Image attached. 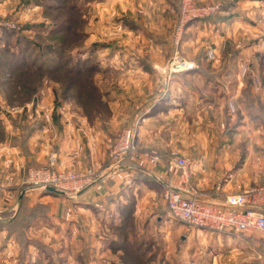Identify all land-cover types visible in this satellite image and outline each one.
Listing matches in <instances>:
<instances>
[{
  "label": "crops",
  "instance_id": "crops-1",
  "mask_svg": "<svg viewBox=\"0 0 264 264\" xmlns=\"http://www.w3.org/2000/svg\"><path fill=\"white\" fill-rule=\"evenodd\" d=\"M9 1L0 0V8ZM178 1L91 0L90 47L99 44L94 56L99 65L98 81L112 110L110 126L102 128L100 122L90 123L82 117L76 125L61 123L53 133H46L48 127H41L28 137L31 156L24 155L18 146L0 143V149L6 154L16 153L11 156L16 167L25 159L45 163L53 143L57 170L92 163L101 171L107 159L101 138L113 137L112 145L124 116L127 115L130 122L129 116L138 114L136 130L140 150L145 155L159 154L163 158L160 163L153 165L145 158L143 161L128 158L119 169L109 171L108 168L103 178L75 194L44 191L36 194L38 201L51 202L50 213L56 215L59 235L80 238L75 245L82 243V237L86 240L90 236L92 241L104 243L106 251H111L117 238L114 229L122 224V214L128 208L133 220L126 224V230L137 227L133 236L138 240H146L148 228L162 226L164 221L159 213L168 212L162 196V180L177 177L179 173L170 159L173 150L191 158L190 184L206 196L222 199L264 184V89L251 101L247 96L242 99L237 95L242 84L236 94L228 87V83L238 82L241 63L233 70L222 59H202L196 55L201 49L198 41L206 35V40L215 44L220 55L222 35L224 32L229 35L232 26L227 30V23L206 18L189 22L182 46L184 43L194 45L193 53L187 56L191 60L195 58L198 66L167 78L155 70L172 49L170 38ZM219 29L221 32L217 33ZM228 68L236 77L229 75ZM229 100L235 101L236 113L230 112ZM60 111L67 115L65 110ZM237 113L238 121H234ZM210 117L218 118L221 123L224 117L226 125L234 126L229 137L196 141L195 124L211 122ZM35 139L43 141L38 145L39 142H33ZM17 174L15 170L8 176L17 178ZM5 204L0 199V222L6 221V215L12 211ZM199 230L201 234L191 232L193 237H187V246L193 249L191 264L199 261L200 264H264V238L260 235Z\"/></svg>",
  "mask_w": 264,
  "mask_h": 264
},
{
  "label": "rangeland",
  "instance_id": "rangeland-1",
  "mask_svg": "<svg viewBox=\"0 0 264 264\" xmlns=\"http://www.w3.org/2000/svg\"><path fill=\"white\" fill-rule=\"evenodd\" d=\"M27 1L10 0L5 6L1 7L3 10L0 11V19L4 21L10 20L18 27L12 28L15 31L11 35H6L3 29L0 31V36L3 38L2 40H5L6 46L4 49L0 47V82L1 77L10 75L9 70L4 67L3 62L15 58L19 49H26L30 42L27 41L28 39L34 43L41 44L58 41L57 37H48L43 32L46 25L65 19L62 11H47L46 13L41 4H37L36 7H28L31 4H36L34 3L35 0H30L31 3ZM196 1L198 3L215 2L219 4V9L215 14L203 18L211 22L227 23V30L230 28L229 26H232L229 35H226L225 32L224 34L222 33L224 39L219 44L220 55L214 48L215 44L212 41L206 40L208 38L207 35L204 38L200 37L198 43L201 45V49L196 52V55L202 59H222L223 62L229 63L228 65L233 70L234 66H238V62L241 63L237 77L228 68L229 75L236 77L239 82L228 83V87L232 94H236L238 93V86L242 84L241 91L237 95L242 99H246L245 96H247L251 101L252 97L258 96V92L264 89V0ZM90 2L91 0H80V15L76 11L69 12L68 14L73 18L69 23L73 25L74 29H83L86 32V36L82 41L80 39L75 41L74 37L67 40L68 44L72 42L71 46L76 45L72 48L73 50L75 49V55L86 56L91 49L89 31L92 28V12ZM177 14L178 8L176 10V19ZM188 24L184 30L187 29ZM175 26L176 22L174 31ZM174 31L170 38L172 49L162 65H158L155 69L158 73L166 76V78L168 75L175 74L160 70V68L166 67L174 56L176 48ZM219 31L221 32L219 29L217 33H220ZM184 34L185 31L179 40L177 50L179 55L189 59L187 54L193 53L194 45L184 43V46H182ZM203 42H205L204 47L202 46ZM211 49L216 51L214 59L208 57V52ZM22 53L29 59L37 57L43 59L47 54L41 50L36 52L33 50V47H29V50H24ZM192 60L197 64L195 58ZM244 63L247 64V70L242 75L240 70ZM98 73L97 71L94 74V79L99 89L100 97L96 93H90L92 90L90 91L86 81L90 80L91 77H83L80 81L76 80L84 88L80 89L75 84L73 89L68 90V87L64 84L63 76L58 77L56 73L42 76L39 75V72L25 71L16 75L15 80L25 81L27 89L14 85H7L5 87H1L0 85V143H4L5 145L13 144L18 146L19 150L24 152V155L26 153L30 155L29 141L28 138H24V135H27L30 131L31 135L36 129L38 130L41 127H48L46 133H53L52 130H55V127L59 129L61 123H80L82 117H85L90 123L94 121L100 122L99 126L102 128H106L107 125L110 126L109 122L112 117V110L109 99L105 97L103 88L99 84ZM256 76L259 79V83H256ZM79 93H85V99ZM239 97H237V100ZM61 109L65 110L67 115H63V111H60ZM129 117L130 122L127 120L128 116H124L125 120L120 125V130L126 124L135 123V121L139 120L138 114ZM223 119L221 123L220 120L218 121V118L215 120L210 117L211 122L206 121V123L199 122L195 124V140L213 141L224 137L228 138L234 126L226 125L225 118L223 117ZM233 120L238 121V113L235 114ZM119 129L114 134V138L120 132ZM83 138L85 141H88L85 136ZM35 140L33 142H39L38 145L43 141L42 139H38L39 141ZM112 142L113 137L111 139L104 137V139L101 138L100 140V144L106 149L107 159L103 163L104 168L108 164V152ZM53 149L54 145L51 143V149H49L48 153V155L50 154L49 160L47 159L45 163L29 162L25 159L23 163H17L18 167L15 166L16 164H14L11 157L16 155V153L10 152L6 154L4 149H0V199L7 203L12 210L5 217L7 220L4 222L8 224L0 222V264H191L190 262L193 260V251L191 250L193 249L187 246V237H193L190 235L191 232L192 234H201V230L198 228L187 229L180 221L174 220L168 215V212L166 214L161 211L159 215L164 221L162 226L158 225L157 228H148L146 240L141 239V241L145 240L144 250L140 252L144 256V259L135 257L137 253L136 250L131 249L132 247H129L128 250L127 247L125 250L119 249V246H122L125 240H128L129 244H133L132 242L135 240L133 233L137 230V227H131L129 230L115 228L116 245L111 247V251H106L107 248L104 243L95 242L94 239L92 241L90 236H87L86 240H84L85 237H82V243L79 242L75 245V241L80 238H75L74 235H59V223L55 217L56 215L50 213L53 209L51 202L38 201L35 198L37 192L41 194L40 192L43 191L30 190L21 193L25 186L27 169L29 167L49 166L48 162H50L51 156L56 155ZM178 152L181 154L180 151ZM7 156H9L8 160H6ZM88 167H93L96 171H100L92 163L79 168L72 166L68 169L77 168L85 170ZM15 170L18 171L17 178L8 176L10 172ZM19 195H21V198L18 199ZM54 204H57L56 201ZM250 233L264 238V233L262 232L253 231ZM107 243L109 245V242ZM133 245L135 246V244ZM199 262L198 264H200Z\"/></svg>",
  "mask_w": 264,
  "mask_h": 264
},
{
  "label": "built area",
  "instance_id": "built-area-1",
  "mask_svg": "<svg viewBox=\"0 0 264 264\" xmlns=\"http://www.w3.org/2000/svg\"><path fill=\"white\" fill-rule=\"evenodd\" d=\"M218 9L219 4L215 2L198 3L196 0H179L174 31L176 37L174 56L170 63L160 70L180 73L196 68L197 65L193 60L179 55L177 45L189 22L213 15ZM17 27L10 20L0 19V31L4 28ZM215 56L216 51L209 50L208 57L214 59ZM246 70L247 64L244 63L240 73L243 75ZM255 80L256 83H259L257 76ZM228 106L230 112H236L234 100H229ZM137 125L138 121H135V123H128L122 127L109 149L108 164L103 170L96 171L93 167H88L85 170L76 168L57 170L54 167L57 157L52 155L49 166L27 169L25 186L21 193L30 190L45 191L48 187H54L65 194L68 192L75 194L78 190L103 178L108 168L109 171L119 169L128 158L139 161H143L145 158L148 163L153 165L160 163L163 158L159 154L145 155L141 152L137 141ZM170 159L179 173L177 177L168 176L162 180V196L168 214L174 220L180 221L190 230L198 228L218 234L249 231L264 233V184L228 194L222 199L206 196L190 184L191 158L173 150L170 152Z\"/></svg>",
  "mask_w": 264,
  "mask_h": 264
},
{
  "label": "trees",
  "instance_id": "trees-1",
  "mask_svg": "<svg viewBox=\"0 0 264 264\" xmlns=\"http://www.w3.org/2000/svg\"><path fill=\"white\" fill-rule=\"evenodd\" d=\"M81 1H90V0H81ZM34 3L41 4L44 11L47 13V11H62L63 17L65 16V19L62 21L54 22V24L46 25V28L43 33H46L48 37H57L58 41L55 43H34L31 40L26 47V49H19L17 52V55H15V58H12V60L4 61L3 65L8 72H10V75L1 77L0 85L1 87H5L7 85H14L16 87L20 88H26L27 89V83L23 80H15V76L19 73L23 72H39V75H50L55 74L58 77L63 76L64 77V84H66V87L69 89H73L75 87V84H77V87L82 89L83 86H80L76 80H79L83 77H91L90 80L86 81V84L88 85V88L90 89V93H96L99 95V89L96 86L94 74L98 71L99 65L97 63V59L94 56V49L98 47L99 44H94L92 48L89 50V54L86 56L81 55H75L74 48L76 45H72V42L68 44V39L75 38V41H78L80 39L81 41L85 38L86 32H84L83 29H77L75 30L73 25L69 23L70 20L73 18L69 16V12H78L80 15L81 11V5L80 0H35ZM65 14V15H64ZM3 31L6 33V35H11L14 33L15 29L12 28H4ZM1 35V34H0ZM3 38L0 36V47L5 46V40H2ZM80 41V42H81ZM29 47H33V50L38 52L39 50L46 52L47 54L43 59L41 58H32L29 59L22 53L24 50H29ZM71 49V50H70ZM78 49V48H77ZM12 73V74H11ZM13 75V76H11ZM85 75V76H84ZM80 94V93H79ZM84 94H80L83 99ZM100 103V102H99ZM31 132V131H30ZM30 132L26 135H24V138H28L30 135ZM44 192L51 193V194H57L55 192H50L49 190H45ZM125 214H122L121 217L123 219L122 224L119 226V229L126 230V224L132 223L133 217L131 216L132 211L128 208L124 212ZM4 224H8L5 223ZM128 236V235H127ZM125 237V236H124ZM134 237V236H133ZM135 240L132 242L135 244V246L129 244L128 240L125 242L123 241V245L119 246V248L122 249H129V247H132L134 251L136 250L135 254L137 258L141 257L144 259V256L140 253L144 250V242L138 240L136 237H134ZM143 242V243H142ZM119 243V242H118ZM113 245H116V242L113 243ZM162 258V257H161ZM162 260V259H161Z\"/></svg>",
  "mask_w": 264,
  "mask_h": 264
},
{
  "label": "water",
  "instance_id": "water-1",
  "mask_svg": "<svg viewBox=\"0 0 264 264\" xmlns=\"http://www.w3.org/2000/svg\"><path fill=\"white\" fill-rule=\"evenodd\" d=\"M47 190H49L50 192H55L57 194L63 193L62 191H59V190L55 189L54 187H48Z\"/></svg>",
  "mask_w": 264,
  "mask_h": 264
}]
</instances>
